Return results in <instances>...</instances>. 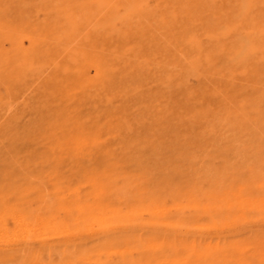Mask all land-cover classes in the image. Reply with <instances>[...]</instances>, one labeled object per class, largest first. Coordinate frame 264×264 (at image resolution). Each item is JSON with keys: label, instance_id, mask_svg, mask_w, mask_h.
<instances>
[{"label": "bare ground", "instance_id": "6f19581e", "mask_svg": "<svg viewBox=\"0 0 264 264\" xmlns=\"http://www.w3.org/2000/svg\"><path fill=\"white\" fill-rule=\"evenodd\" d=\"M0 264H264V0H0Z\"/></svg>", "mask_w": 264, "mask_h": 264}]
</instances>
